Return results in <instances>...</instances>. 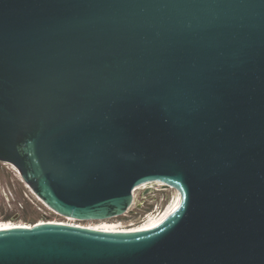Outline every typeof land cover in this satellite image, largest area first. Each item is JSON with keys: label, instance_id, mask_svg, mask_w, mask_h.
I'll list each match as a JSON object with an SVG mask.
<instances>
[{"label": "water", "instance_id": "water-1", "mask_svg": "<svg viewBox=\"0 0 264 264\" xmlns=\"http://www.w3.org/2000/svg\"><path fill=\"white\" fill-rule=\"evenodd\" d=\"M0 161L78 221L175 192L0 229V264H264V0H0Z\"/></svg>", "mask_w": 264, "mask_h": 264}, {"label": "rangeland", "instance_id": "rangeland-1", "mask_svg": "<svg viewBox=\"0 0 264 264\" xmlns=\"http://www.w3.org/2000/svg\"><path fill=\"white\" fill-rule=\"evenodd\" d=\"M159 188V187H158ZM138 189L134 196L131 212L105 220L81 221L80 225L115 224L130 228L143 222V215L155 203L162 200V209L175 196L173 190ZM146 191L145 194L143 192ZM161 209V210H162ZM65 221L63 216L51 210L26 185L17 169L9 162L0 161V222H16L32 225L39 221ZM134 224V225H133Z\"/></svg>", "mask_w": 264, "mask_h": 264}, {"label": "bare ground", "instance_id": "bare-ground-1", "mask_svg": "<svg viewBox=\"0 0 264 264\" xmlns=\"http://www.w3.org/2000/svg\"><path fill=\"white\" fill-rule=\"evenodd\" d=\"M155 184V183H154ZM159 185H162L160 183H156ZM175 196L172 198L170 203L166 206V208L155 217H150L141 224L130 227V228H121L115 224H105L103 226L101 225H86L84 227H88L90 229H96V230H102V231H111V232H126V231H136V230H144V229H150L152 228L156 223L159 222V220L165 215V213L169 210V208L172 206ZM41 200V199H40ZM42 201V200H41ZM44 221H39L37 223H42ZM68 225H74L71 223H67ZM134 225V224H133ZM31 226V225H30ZM27 224H18L16 222H0V229H9L13 227H30Z\"/></svg>", "mask_w": 264, "mask_h": 264}, {"label": "built area", "instance_id": "built-area-1", "mask_svg": "<svg viewBox=\"0 0 264 264\" xmlns=\"http://www.w3.org/2000/svg\"><path fill=\"white\" fill-rule=\"evenodd\" d=\"M146 188H150V189H154V190H159V189H162V188H164L163 190H173V188H171V187H165L163 185H159V184H156V183L154 184V182L144 184L139 189L143 190V189H146ZM173 192H174V190H173ZM162 200H164V199H161V201L159 203H155L153 205V207L143 215V222L145 220H147L148 218H150V217L158 216L166 208V206L168 204L166 206H164V208L162 209ZM129 213L130 212H126V213L123 214V216L127 215ZM63 218H64L65 221H54L53 220V221H50V222H58V223H65V224L71 223V224H74L76 226H83V225H80V223H79L81 221H78V220H75V219H72V218H68V217H63ZM28 226H30V224Z\"/></svg>", "mask_w": 264, "mask_h": 264}]
</instances>
